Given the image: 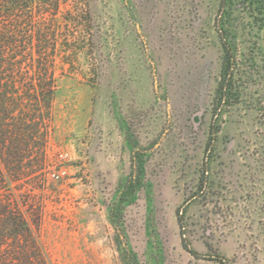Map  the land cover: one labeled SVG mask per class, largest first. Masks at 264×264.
<instances>
[{"label": "rangeland", "instance_id": "374dc122", "mask_svg": "<svg viewBox=\"0 0 264 264\" xmlns=\"http://www.w3.org/2000/svg\"><path fill=\"white\" fill-rule=\"evenodd\" d=\"M81 2L48 165L9 186L48 263L264 264V0Z\"/></svg>", "mask_w": 264, "mask_h": 264}, {"label": "trees", "instance_id": "16d2710c", "mask_svg": "<svg viewBox=\"0 0 264 264\" xmlns=\"http://www.w3.org/2000/svg\"><path fill=\"white\" fill-rule=\"evenodd\" d=\"M67 4L68 0H0V264H49L9 186L48 165L45 148L57 90V58L70 63L65 55H76L81 42L92 41L91 29L88 34L69 30L72 21L84 23V15V21H92L85 3L69 9L81 22L62 14ZM221 38L230 62L231 45ZM32 154L35 158L25 164ZM133 161L131 178L137 177L135 157ZM181 237L183 246L196 253L184 232Z\"/></svg>", "mask_w": 264, "mask_h": 264}, {"label": "built area", "instance_id": "2783aa9c", "mask_svg": "<svg viewBox=\"0 0 264 264\" xmlns=\"http://www.w3.org/2000/svg\"><path fill=\"white\" fill-rule=\"evenodd\" d=\"M61 155H63V154H61ZM53 175H54L55 177H59V175H57V174H55V173H53Z\"/></svg>", "mask_w": 264, "mask_h": 264}]
</instances>
